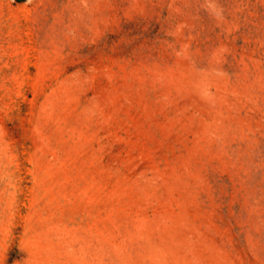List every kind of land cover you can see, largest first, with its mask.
I'll return each instance as SVG.
<instances>
[{
	"label": "rangeland",
	"instance_id": "rangeland-1",
	"mask_svg": "<svg viewBox=\"0 0 264 264\" xmlns=\"http://www.w3.org/2000/svg\"><path fill=\"white\" fill-rule=\"evenodd\" d=\"M0 264H264V0H0Z\"/></svg>",
	"mask_w": 264,
	"mask_h": 264
}]
</instances>
